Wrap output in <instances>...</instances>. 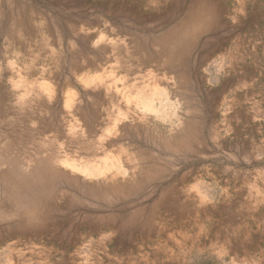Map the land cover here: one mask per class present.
Wrapping results in <instances>:
<instances>
[{
  "label": "rangeland",
  "instance_id": "rangeland-1",
  "mask_svg": "<svg viewBox=\"0 0 264 264\" xmlns=\"http://www.w3.org/2000/svg\"><path fill=\"white\" fill-rule=\"evenodd\" d=\"M0 264H264V0H0Z\"/></svg>",
  "mask_w": 264,
  "mask_h": 264
},
{
  "label": "bare ground",
  "instance_id": "bare-ground-1",
  "mask_svg": "<svg viewBox=\"0 0 264 264\" xmlns=\"http://www.w3.org/2000/svg\"><path fill=\"white\" fill-rule=\"evenodd\" d=\"M209 6L210 5H195L193 7L192 11H190L191 13L189 14L190 15L189 18L190 19L193 18L194 20H191V21L189 20L190 23L188 25L189 26L191 25V27L194 28L196 21L200 22L201 19L205 20V15L207 16V14H208L206 11L209 10V9H207ZM212 9H213V7H212ZM210 10H211V8H210ZM212 13H214V12H212ZM210 14H211V12H209V15ZM212 15H210L209 17L213 18L214 15L213 16ZM196 17L199 18V20H197ZM207 20L205 22L209 21V20L208 21ZM192 21L194 23H192ZM191 23L194 24V26ZM179 29H181V28H179ZM186 31H188V30H186ZM174 32L175 31H173V33ZM171 34H172V32H171ZM177 34H178V32H177ZM181 34H183V31L180 33V35ZM187 35H188V33H187ZM187 35L184 34L181 36H177L178 38L176 37L177 38L176 39L177 40V46H178L177 50L179 49L182 41L185 40V36H187ZM186 39H188V38H186ZM161 41H159V42H161ZM182 44H184V42ZM175 51H176V48H175V50H171L170 55H173ZM154 107H155V104H154ZM46 156H49V155H46ZM77 166H78V164H77ZM60 176H61V172L59 171L56 163H54L51 159L39 160L37 162V164L32 168V170L29 172H23V171L13 172V171L9 170V171L4 172L2 175L3 180H4V185L12 188L14 195H20L21 197H23L25 199V203H26L25 205H26L27 211H28V219L30 222H33V220H37V216L35 215L36 213H35L34 207H35V204L37 203V199L39 197V194L41 193L42 188H44V185L50 184L51 182L55 181Z\"/></svg>",
  "mask_w": 264,
  "mask_h": 264
}]
</instances>
